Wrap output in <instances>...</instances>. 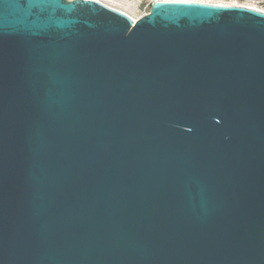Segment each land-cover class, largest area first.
Here are the masks:
<instances>
[{"label":"water","instance_id":"95a60500","mask_svg":"<svg viewBox=\"0 0 264 264\" xmlns=\"http://www.w3.org/2000/svg\"><path fill=\"white\" fill-rule=\"evenodd\" d=\"M0 264H264V11L0 0Z\"/></svg>","mask_w":264,"mask_h":264},{"label":"rangeland","instance_id":"374dc122","mask_svg":"<svg viewBox=\"0 0 264 264\" xmlns=\"http://www.w3.org/2000/svg\"><path fill=\"white\" fill-rule=\"evenodd\" d=\"M103 3L112 6L122 12H125L129 16L137 19L142 16L144 12L143 3L140 0H100ZM218 2L219 0H208ZM234 0H231V2Z\"/></svg>","mask_w":264,"mask_h":264},{"label":"built area","instance_id":"2783aa9c","mask_svg":"<svg viewBox=\"0 0 264 264\" xmlns=\"http://www.w3.org/2000/svg\"><path fill=\"white\" fill-rule=\"evenodd\" d=\"M156 1H161V0H140V3H143V8L144 12L142 15H145L149 12L152 3ZM200 1V0H197ZM206 2H211V3H224V4H239V5H244V6H249L252 8L260 9L264 11V0H234L231 2V0H219L218 2H213V1H208L204 0ZM137 19L134 18V21Z\"/></svg>","mask_w":264,"mask_h":264},{"label":"bare ground","instance_id":"6f19581e","mask_svg":"<svg viewBox=\"0 0 264 264\" xmlns=\"http://www.w3.org/2000/svg\"><path fill=\"white\" fill-rule=\"evenodd\" d=\"M200 1H204V0H200ZM204 2H206V1H204ZM219 4H224V3H219ZM131 18H133V17H131ZM134 19V18H133Z\"/></svg>","mask_w":264,"mask_h":264}]
</instances>
